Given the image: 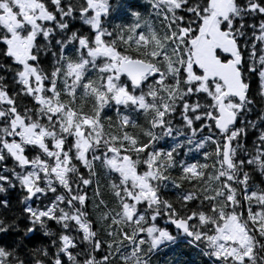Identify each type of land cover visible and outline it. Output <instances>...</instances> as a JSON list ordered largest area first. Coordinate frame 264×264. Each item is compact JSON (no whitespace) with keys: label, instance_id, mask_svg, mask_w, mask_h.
I'll use <instances>...</instances> for the list:
<instances>
[{"label":"snow or ice","instance_id":"snow-or-ice-1","mask_svg":"<svg viewBox=\"0 0 264 264\" xmlns=\"http://www.w3.org/2000/svg\"><path fill=\"white\" fill-rule=\"evenodd\" d=\"M264 264V0H0V264Z\"/></svg>","mask_w":264,"mask_h":264},{"label":"trees","instance_id":"trees-1","mask_svg":"<svg viewBox=\"0 0 264 264\" xmlns=\"http://www.w3.org/2000/svg\"><path fill=\"white\" fill-rule=\"evenodd\" d=\"M170 257H171V253H167L166 255L161 256L160 257V264H164V259L170 258ZM182 259L189 261L190 264H203L199 255H197L195 252L191 251L190 249H184L183 250Z\"/></svg>","mask_w":264,"mask_h":264}]
</instances>
